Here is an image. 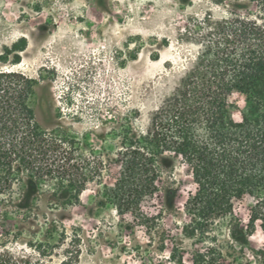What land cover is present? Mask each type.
<instances>
[{"label": "rangeland", "instance_id": "obj_1", "mask_svg": "<svg viewBox=\"0 0 264 264\" xmlns=\"http://www.w3.org/2000/svg\"><path fill=\"white\" fill-rule=\"evenodd\" d=\"M235 1L0 0V67L39 80L32 105L42 126L64 129L91 148L95 161L108 162L100 179L89 176L77 201L55 179L36 181L30 210L16 206L17 184L0 188V250H23L46 264H178L169 261L177 244L183 264H193L202 245L181 232L182 202L194 188L183 168L174 173L170 206L162 190L142 201L143 213L158 215L147 226L118 215L100 181L119 176L121 127L143 131L192 62L196 47L179 37L188 19L224 18ZM231 100L238 119L244 96L234 92ZM251 201H239L238 221L215 231L221 264H264V232L258 223L244 232Z\"/></svg>", "mask_w": 264, "mask_h": 264}, {"label": "trees", "instance_id": "obj_2", "mask_svg": "<svg viewBox=\"0 0 264 264\" xmlns=\"http://www.w3.org/2000/svg\"><path fill=\"white\" fill-rule=\"evenodd\" d=\"M188 21L179 37L196 47L192 62L143 131L121 127L119 176L100 183L103 199L118 215L129 213L147 226L158 215L143 213L142 201L162 190L170 206L169 198L177 196L174 173L183 168L194 188L182 202L181 232L202 245L192 263L221 264L215 231L238 221L239 201L252 199L244 232L250 235L257 223L264 232V0H236L224 18L207 14ZM38 83L0 67V188L17 184L21 194L15 204L27 210L36 181L55 179L67 199L77 201L89 176L100 179L108 163L95 161L91 148L80 147L64 129L37 121L32 97ZM234 92L246 103L238 119L231 113L237 108ZM165 176L169 186L162 185ZM181 253L173 244L169 261L183 264ZM0 264L46 262L2 247Z\"/></svg>", "mask_w": 264, "mask_h": 264}]
</instances>
